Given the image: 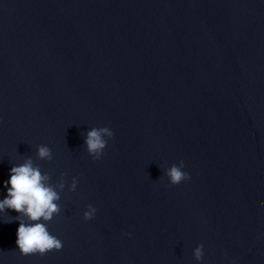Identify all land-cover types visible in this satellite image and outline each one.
Segmentation results:
<instances>
[{
  "label": "water",
  "instance_id": "95a60500",
  "mask_svg": "<svg viewBox=\"0 0 264 264\" xmlns=\"http://www.w3.org/2000/svg\"><path fill=\"white\" fill-rule=\"evenodd\" d=\"M28 158L63 247L22 256L6 210L0 264H264V0H0V200Z\"/></svg>",
  "mask_w": 264,
  "mask_h": 264
},
{
  "label": "clouds",
  "instance_id": "9594fccd",
  "mask_svg": "<svg viewBox=\"0 0 264 264\" xmlns=\"http://www.w3.org/2000/svg\"><path fill=\"white\" fill-rule=\"evenodd\" d=\"M113 135L114 133L107 127L92 128L86 133L84 145L93 160L102 158L108 140ZM37 159L51 161V149L45 145L39 146ZM183 169L184 163L181 161L179 165L173 164L166 170L164 175L168 178L169 186H177L190 179L189 174ZM77 183L73 178L69 191H75ZM4 187L7 194L0 200V214L7 215L6 210L18 213L14 219L19 221L16 240L19 253L22 256L37 254L44 256L53 251H61L62 241L49 232L47 225L61 212L59 201L60 192L65 188L64 174H61L56 184H52L51 176L42 173L39 166H35L33 160L28 158L22 164L11 168L10 179L5 182ZM95 211V208L89 205L83 219L91 220ZM12 219L6 222L10 223ZM193 257L197 262L202 260V244L195 248Z\"/></svg>",
  "mask_w": 264,
  "mask_h": 264
}]
</instances>
